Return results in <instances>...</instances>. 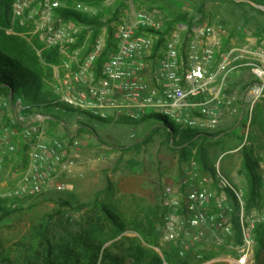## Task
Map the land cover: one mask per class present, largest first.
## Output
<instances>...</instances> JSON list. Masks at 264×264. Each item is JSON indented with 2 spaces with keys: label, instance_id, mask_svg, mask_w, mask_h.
<instances>
[{
  "label": "rangeland",
  "instance_id": "1",
  "mask_svg": "<svg viewBox=\"0 0 264 264\" xmlns=\"http://www.w3.org/2000/svg\"><path fill=\"white\" fill-rule=\"evenodd\" d=\"M13 1L8 0L10 26L6 31L15 33L13 27L19 26L22 29L18 34L30 42L38 40L43 48L48 47L41 41L36 30V21L39 17L35 13H31L33 17L29 16L30 12L27 10L21 24L20 20L13 16L11 8ZM60 1L63 7L73 8L88 16H99L103 20L115 15L110 26L125 22L138 10H145L154 21L159 22L160 27L159 29L140 27L137 33H150L155 36V41L157 40L155 49L162 44V42L159 44L157 31L168 30L164 35H171L172 31H177L182 54L186 32L191 27L222 25L225 33L215 46L214 56L217 60L226 50L235 48V54L239 57L234 63L257 62L259 53L264 51V9L252 4V0ZM77 3L83 4V9H76ZM58 9L55 10V22L58 19L73 21L61 16ZM103 26L104 29L107 28L106 25ZM185 26L186 29H180ZM82 52L83 48L80 54ZM253 68L252 64L239 66L233 70L232 77L230 75L227 77L224 98L231 102L219 107L221 113L215 129L209 131L169 120L174 126L200 132L222 131L211 142L210 154L214 167L228 175L240 199L234 192L235 195H232L227 190L219 188L214 174L201 172L194 158H182L178 148L170 144L165 128L155 120L140 122L128 118L101 120L71 107L68 109L65 105L58 109L48 106L43 109L55 113L57 120L48 124L47 133L69 140L77 138L79 142L72 149L71 169L63 176L65 189L52 190L40 195L10 194L18 181L20 167L26 159L27 144L22 138H17L16 149L10 154L8 161L0 162V205L18 208L0 220V257L15 256L23 247L22 242L28 243L34 227L48 216V236L54 245L62 246L69 243L72 235L89 229L93 225L90 221H95L109 234L103 248H107L115 258L107 259L100 264H133L126 249L131 238L138 237L130 227L134 221L145 215L152 217L157 225L159 245L163 246L170 242L163 238L169 210L163 204V197L165 187L170 186L179 199L177 211L183 234L182 239L172 242H176L180 249L190 256L192 264H237L233 259L238 258L241 243L239 231L241 210L255 220L252 232L255 245L250 263L264 264V243L259 256H256L257 228L264 224V220H256L264 206V91L255 100L250 95L252 88L261 82L254 74ZM44 69L48 71L46 67ZM52 83L53 78L45 76L40 91L43 100H51L54 97L51 93ZM2 96L6 95L0 94V97ZM0 113H4L5 124H9L6 112L0 110ZM192 113L197 115L195 111ZM83 144L86 148L93 144L100 146L99 149L92 151L93 158L90 164L86 162L88 166H92L89 171L75 168V158ZM246 151L257 160V188L260 193L257 203L250 209L245 205ZM193 163L197 168V176L192 182H184V177ZM195 187H206L212 193V197L202 209L207 214L223 211L226 221L231 224L230 232H224L209 223L197 227L188 225L190 211L187 206V193ZM104 205L121 220L122 230L115 228L110 222L103 212ZM155 249L159 251L158 247Z\"/></svg>",
  "mask_w": 264,
  "mask_h": 264
},
{
  "label": "built area",
  "instance_id": "2",
  "mask_svg": "<svg viewBox=\"0 0 264 264\" xmlns=\"http://www.w3.org/2000/svg\"><path fill=\"white\" fill-rule=\"evenodd\" d=\"M264 6V5H262ZM63 7L60 0H14L11 8L15 18L23 24L25 12L35 13L36 30L45 46L56 47L63 56L59 66H53L51 100L33 103L23 96L10 92L0 97V110L6 112L9 124H5L4 113H0V162H6L16 149V139L27 144L26 159L18 173V181L10 194L15 196L40 195L65 189L63 180L72 166L71 153L79 142L58 136H48L47 126L56 121V114L44 107L58 109L61 105L77 108L104 119H139L146 113H160L170 121L199 129L213 130L218 125L220 106L229 104L224 87L229 73L242 65H253L254 74L260 84L250 91L257 99L264 91V51L257 62L234 63L239 55L230 48L220 58H215V46L225 33L222 25H199L186 32L185 44L177 31L164 35L156 47L155 36L137 33L140 27L159 29L145 10H138L133 17L114 26V48L108 52L97 67V61L106 47V29L97 35L91 50L80 57L87 40L79 42L81 30L89 27L74 21L55 22V10ZM76 9H83L77 3ZM180 29H186L182 27ZM244 50H242L243 52ZM257 90L258 93H257ZM192 111L197 112L194 115ZM196 166L191 165L184 182H192L197 176ZM217 184L230 188L240 195L227 174L219 168L215 171ZM264 185V171H263ZM212 197L206 187L191 188L187 193L190 227L212 224L224 232H230L231 224L223 211L207 214L202 206ZM163 204L169 209L163 230L167 241L182 239L179 225V199L172 187L164 190ZM256 220H264V206ZM254 221L243 210L239 215L241 243L237 264H251L255 240ZM181 254L184 253L182 249Z\"/></svg>",
  "mask_w": 264,
  "mask_h": 264
},
{
  "label": "trees",
  "instance_id": "3",
  "mask_svg": "<svg viewBox=\"0 0 264 264\" xmlns=\"http://www.w3.org/2000/svg\"><path fill=\"white\" fill-rule=\"evenodd\" d=\"M94 1L98 2L99 0ZM252 2L257 5H264V0H252ZM58 10L59 14L64 18L81 23V25L91 29L89 34L87 29L83 28L81 30L79 42L87 40V45H85L83 52L80 54L81 58L91 50L95 38L103 30V25L107 26V44L97 61V67H99L108 52L115 46L114 26H110V22L115 15L103 20L102 17L88 16L84 12L73 8L60 7ZM8 11V0H0V94L7 95L10 92H14L33 103L47 101V99L43 100L41 98L40 91L45 76H51L54 80L53 66L61 64L62 55L56 47L43 48L38 40L28 41L24 36L18 34L22 29L19 26L13 27L15 33H8L6 31V28L10 26ZM166 32L168 30L157 31L159 44L163 42ZM51 65H53L52 70ZM44 67L48 71H45ZM67 108L69 109L70 107ZM73 109L88 113L77 108ZM96 117L101 120H107L99 116ZM121 120L128 119L123 118ZM146 120H155L165 128L170 144L178 148L182 158H194L201 172H210L215 176L216 168L213 164V157L210 154V144L222 131L200 132L191 128L174 126L166 116L160 113H149L141 119H131V121L135 122ZM244 157L247 181L245 205L247 209H250L257 203L260 196L257 188V160L247 151L244 153ZM218 187L235 195L230 188H222L219 185ZM17 209L16 207L6 208L0 205V220L13 211H17ZM103 212L108 216L115 228L123 229L121 220L106 205L103 206ZM48 220L47 216L34 227L28 243L22 242L23 247L20 248L15 256L12 258L8 255L0 257V264H100L107 259H115L107 248H103V244L109 234L103 230V226L99 223L90 221L93 225L89 229L72 235L69 243L56 246L48 236ZM156 226L152 217L148 215L131 224L130 227L138 235V237L134 236L131 238L126 249L127 254L132 258L133 264H192L190 256L186 253L181 254L180 246L176 242L170 241L163 246L159 245ZM256 238L258 242L256 256L258 257L264 243V224L258 226ZM155 247H158L159 251Z\"/></svg>",
  "mask_w": 264,
  "mask_h": 264
},
{
  "label": "crops",
  "instance_id": "4",
  "mask_svg": "<svg viewBox=\"0 0 264 264\" xmlns=\"http://www.w3.org/2000/svg\"><path fill=\"white\" fill-rule=\"evenodd\" d=\"M135 13V12H134ZM134 15V14H133ZM232 72L233 70L229 73L230 77H232ZM228 75V76H229ZM228 83V81H227ZM48 136H54V135H50L47 133ZM100 146H97L96 144H93L90 147H85V144H83L81 146V149L78 151L77 155H76V161H75V168L76 170H80L82 168L86 169L87 171L90 170V168L92 166H88L90 164V162L92 161V151H94V149H99ZM94 156V155H93ZM88 161L89 164H87L86 162Z\"/></svg>",
  "mask_w": 264,
  "mask_h": 264
},
{
  "label": "water",
  "instance_id": "5",
  "mask_svg": "<svg viewBox=\"0 0 264 264\" xmlns=\"http://www.w3.org/2000/svg\"><path fill=\"white\" fill-rule=\"evenodd\" d=\"M252 4H254L255 6H258V7L262 8V9H264V6H262V5H257L255 3H252Z\"/></svg>",
  "mask_w": 264,
  "mask_h": 264
},
{
  "label": "bare ground",
  "instance_id": "6",
  "mask_svg": "<svg viewBox=\"0 0 264 264\" xmlns=\"http://www.w3.org/2000/svg\"><path fill=\"white\" fill-rule=\"evenodd\" d=\"M259 90H257V93H258Z\"/></svg>",
  "mask_w": 264,
  "mask_h": 264
}]
</instances>
